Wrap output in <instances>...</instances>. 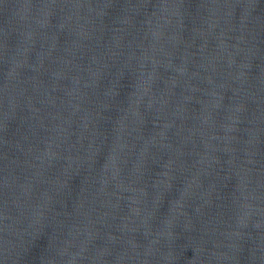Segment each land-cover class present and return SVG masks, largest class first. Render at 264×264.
<instances>
[{
    "label": "water",
    "instance_id": "water-1",
    "mask_svg": "<svg viewBox=\"0 0 264 264\" xmlns=\"http://www.w3.org/2000/svg\"><path fill=\"white\" fill-rule=\"evenodd\" d=\"M0 264H264V0H0Z\"/></svg>",
    "mask_w": 264,
    "mask_h": 264
}]
</instances>
